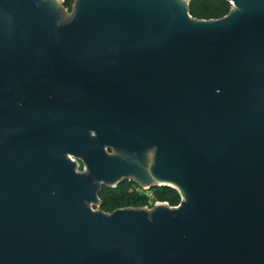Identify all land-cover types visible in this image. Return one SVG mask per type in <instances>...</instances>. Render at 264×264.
Returning <instances> with one entry per match:
<instances>
[{"label": "water", "instance_id": "water-1", "mask_svg": "<svg viewBox=\"0 0 264 264\" xmlns=\"http://www.w3.org/2000/svg\"><path fill=\"white\" fill-rule=\"evenodd\" d=\"M228 1L0 0V264H264V0ZM128 179L180 201L93 208Z\"/></svg>", "mask_w": 264, "mask_h": 264}, {"label": "trees", "instance_id": "trees-1", "mask_svg": "<svg viewBox=\"0 0 264 264\" xmlns=\"http://www.w3.org/2000/svg\"><path fill=\"white\" fill-rule=\"evenodd\" d=\"M72 3L73 0H63L64 7L69 11L72 9ZM229 8L228 0H190L189 14L194 18H219L227 14ZM128 185L124 182L114 187L103 186L99 193V209L111 212L119 207L146 205L149 197L142 193L128 192ZM152 197L155 200L167 201L169 205H176L180 201V195L175 189L164 186L152 187Z\"/></svg>", "mask_w": 264, "mask_h": 264}, {"label": "flooded vegetation", "instance_id": "flooded-vegetation-1", "mask_svg": "<svg viewBox=\"0 0 264 264\" xmlns=\"http://www.w3.org/2000/svg\"><path fill=\"white\" fill-rule=\"evenodd\" d=\"M78 164V163H77ZM124 182H127L129 185H128V188H127V191L128 192H137V193H142V194H146L148 192H150L151 190L148 189V190H144L142 189L141 187H139L138 183H136L135 181H133L132 179H128V180H125L123 181L122 183ZM121 184V183H119Z\"/></svg>", "mask_w": 264, "mask_h": 264}, {"label": "built area", "instance_id": "built-area-1", "mask_svg": "<svg viewBox=\"0 0 264 264\" xmlns=\"http://www.w3.org/2000/svg\"><path fill=\"white\" fill-rule=\"evenodd\" d=\"M143 188H147V189H144V190H148V189L151 190L150 192L146 193V195H147L149 198H148V202H147V204L144 205V206H146V207H152L155 203H157V202L160 201V200H155V199H153V197H152V188H148V187H143ZM165 202L168 203L167 201H165Z\"/></svg>", "mask_w": 264, "mask_h": 264}, {"label": "rangeland", "instance_id": "rangeland-1", "mask_svg": "<svg viewBox=\"0 0 264 264\" xmlns=\"http://www.w3.org/2000/svg\"><path fill=\"white\" fill-rule=\"evenodd\" d=\"M108 152H113L112 150H108ZM77 163H78V169L79 170H83V163L80 161V160H77ZM139 185V184H138ZM139 187H141L142 189H147V188H143L142 186H140L139 185ZM144 207H146V206H144ZM93 208H95V209H99V205H97V204H95V205H93ZM146 208H150V207H146Z\"/></svg>", "mask_w": 264, "mask_h": 264}]
</instances>
